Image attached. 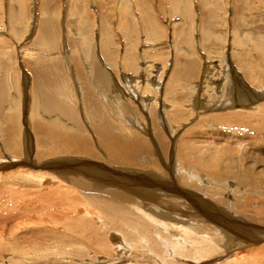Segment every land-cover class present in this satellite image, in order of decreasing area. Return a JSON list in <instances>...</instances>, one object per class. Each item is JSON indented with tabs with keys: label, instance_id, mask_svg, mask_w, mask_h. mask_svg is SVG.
Wrapping results in <instances>:
<instances>
[{
	"label": "rangeland",
	"instance_id": "rangeland-1",
	"mask_svg": "<svg viewBox=\"0 0 264 264\" xmlns=\"http://www.w3.org/2000/svg\"><path fill=\"white\" fill-rule=\"evenodd\" d=\"M87 1H89L90 3L87 2L86 4V0H83V6L87 9L90 8L88 10L89 12H92V15L85 16L81 15L80 12L78 14L79 19H85L84 25L81 26V23L77 21L73 23V18L71 16L65 18L63 14H60L58 17V21L55 20L57 22V31L59 29L60 35L57 38L58 41H56L55 44H51L45 49H41L43 53L39 54V52L33 50V48L36 49V46L34 45V39L37 38L35 34L38 28V22H36L35 18L38 16L37 14L35 16L37 9L34 7V5L37 6V2H35L36 4H31L32 0L26 1L28 2L27 4H29L30 8L28 9V15L21 22L20 19H17L18 9L17 6L14 5L15 3H13L11 0H0V7H2L0 9V67L5 62L9 66H12L11 76L9 80H7L8 85L12 89H9L5 92L3 91V93H6L4 94L5 98H7L8 93L9 95H11L8 98L11 97V99H8V102L4 101V103L7 104H5L3 110L0 112L1 128H16L15 131L17 132H15V135H18L19 133L18 136L21 140H23V143L26 142V145L28 142V138L25 139L26 137H31V140L34 139V136H32V132H30V122L34 120L42 122L48 128L51 127V123H58V125L56 126L58 130H55L56 132H72V134H76L77 136H81V134H83V136H87L89 139H91V134L89 135V132L91 133V130H89L90 128L86 129L85 125L84 127H80L82 128V130L85 129L80 133L79 130H76V126H72L68 121H64L61 118L55 117L57 115H49L46 118L44 114H41L40 112L36 113L35 110H32V108L34 109L35 107H38L41 103L39 98L36 97V94L31 93V85L29 84V82H24L25 77L30 78L27 75L30 72H28V68L25 64V61L30 62L28 60V55L30 54L33 58H35L34 55L36 56V54H38L36 57H40L41 60H45L48 56V58L45 60V63H47L46 61L50 60V58L52 57L51 54L49 55V53L53 52L55 57L60 56L61 53L62 57L60 56L59 58L66 60L70 65H77L81 67L84 76L86 75L85 71L87 70V68L91 67V64L93 62L95 63L97 60L100 61L98 62L100 64V67L105 70L104 72L107 71V74L110 73V75L113 76H111L112 86L110 87L113 89L111 90L109 88V91H112H110L111 93L107 92V88L105 93L103 91L100 92V83L98 79L96 80L95 77H88L87 75V81L88 84L90 83L89 85L92 86L94 92H96L98 97H100V95L101 97H103L104 101L106 102H104L106 105L105 107L109 106L107 107V109H111L109 110L110 112L107 110L110 116L111 114L115 115L113 113H116V115L119 113L118 116H122L121 112H119V107L115 104L121 102V104L126 105L130 111L132 109L136 112V114H139V118L137 117L136 119H134V126L131 127L134 130L136 128V130L134 131L133 129H129L131 132L130 139L132 138V135L135 134V140H137L138 143L144 142L149 145L150 151L148 152V155H145L143 158L145 161H147V163L151 164V162L155 161V163L159 164V167H161L162 169L165 168V165L160 162L159 157H157L156 152L154 151V147L159 148L161 144L157 142L156 135L162 133L163 144L166 143L168 145H176L174 153V155L176 154L175 156H177L178 148L180 146L177 145V141H187L189 144L191 143L192 145H194V147L197 148H203L205 146L207 148H210L211 150L214 149L212 150V152L218 151L217 153L220 154L226 153L227 156L225 159H233L232 161L235 162L236 167L238 166V163L242 164L239 169L242 170L243 168H249L255 173L259 174V176H264V124H261L262 120L259 119L258 121V119H255L254 121L257 120L258 122H252L255 128H257L256 132H249L248 130H243L241 132L236 131L229 125L221 126L220 123L212 121L215 120V118L224 116H228L230 117V119H232L234 115H237V113H242L245 116L247 112H250L241 110L240 108L236 107L235 103L233 102L234 99H229V97L227 96L228 93L226 91L225 93H223L225 95H222L221 90L223 87L224 78L228 77V74H231L230 72L236 71V73L240 76H244L245 71L242 68L237 67L238 65H235L238 60H246L245 64L248 65V60L251 61L252 65H255L258 62L256 61V59L259 52L257 48L254 47V44L256 43L255 40H259L257 42H259L261 47H264V0H235V3L237 5L239 4V7L242 8L239 11V15L237 17L238 27L235 26V28H237L234 31L235 35L232 32V27L230 25L232 23L231 18H234V16H232L230 10L228 11L229 6L227 4L229 0H186L184 1L185 3H182V1L180 4H177L176 8L179 11L176 14L171 10L172 7H170V0H148L150 4H153V8L151 7L152 12L155 11L157 7H159V9L157 10L159 15L155 11V18L159 22L161 28L163 27V30H167L168 32L167 36L163 39H158L154 36L151 37L150 35L154 34L153 31L147 33L146 31L141 29L142 25H140L137 21L138 19H140V17L143 16L147 8L145 0ZM230 1L231 3L234 2L233 0ZM53 3L54 1L51 0L50 4ZM72 3L73 2L71 1L68 3V1L66 0V7H70ZM63 7L65 8V5H63ZM213 7H216L215 13L217 15L215 13L213 14L214 17L216 15V19L214 20V23L212 22V30L209 31L208 29L200 28L198 20L200 13L203 14L204 9H212ZM124 10H126V13L128 14H132L131 19L127 17L125 18V26L128 29L131 28V30H134V32H136L133 37L128 40V43L125 40L127 38L124 39V37L120 34L122 33V30L117 28L119 20L116 24V18L114 17V15L116 14L119 17L123 15L125 13L123 12ZM183 11H188L187 13L193 16L192 20L190 19V28L192 31L190 32V37L192 39L193 50L192 56L189 57L188 54L187 56L189 57L188 59L193 58L194 60H196L199 63V67L196 70L194 78L190 83H177L176 87H174L177 88V94L174 95V98L176 100L178 99V101H183L182 108H184V110H181L182 112L180 111V113H178V116L174 115V113H176V108H169V106L171 105L170 101L164 103V99L162 101L160 96H158L157 98L154 96L155 94L153 95L150 91L143 89L142 93L147 94L140 95H142V97L144 96L145 99L150 100L152 104H149L150 108L148 107L152 112V116L149 117V115H147L148 113H145L143 110H139L140 107L135 108V106L133 105L130 106L128 104H125V102L129 103L134 99L130 95L127 97L122 96L123 100H126L124 102L121 97V99L118 97L120 96L119 90L114 86H116L115 84L119 82V80L125 81L124 78L131 77L132 80L130 81L132 82V89L135 87V89L137 88L139 90L138 86H136L135 84L138 80H140L138 82H141V89L143 86H148V90L153 91L154 89L153 83H151L152 81H156L159 83L161 81L159 87H161V89H164V87L166 88V84H169V78L172 77V70L174 68L173 64H175L176 60L178 59L177 56H182L183 54L185 55V53H187L186 48L183 46V44L180 45V48L176 50L177 47H174L175 37L174 35L169 34L172 33V29L177 28L179 30L183 27L186 28L188 26V22H184ZM63 12L64 11H62V13ZM38 13L40 16L41 12ZM94 15H97V17L99 16L98 18L96 17L98 20V23H96L97 25L95 24L97 20H95L94 22ZM47 16L50 18L51 14L49 13ZM102 17H104V22L107 24L106 27L111 33V45L109 47V52H111V54H114L116 57L115 59H113L114 61L111 60L112 63L105 62V57L99 55V53L101 52L100 49L102 50L100 46L102 41L104 40L102 37L103 34L100 31L102 29V27H100ZM9 26L11 27V29ZM80 26L82 29H84L83 31L81 30ZM86 26H89V34L87 32L85 33ZM57 31L54 33V38ZM145 35L147 38L145 37ZM85 36H88V38L85 39ZM135 36H137V38ZM234 37L235 40H237V38L239 40L238 42L236 41L237 44H235V42H232ZM2 39H4L5 42H3ZM146 41L149 42L147 43ZM1 42H3L4 44H1ZM131 46L137 50H135ZM23 49H25V51ZM98 49L100 52L98 51ZM125 49L129 51L134 49V51L130 53H134L135 58H137L135 59V66H133L135 70L126 68L123 59V65L121 64L122 61L120 59L123 58L122 53L124 54ZM9 55H11L12 57H9ZM232 56L235 57V59H233ZM153 57H156L155 63L159 68H154L153 63L152 66L141 69V74L143 71H145V75L147 77L143 82L141 78L139 79V77H141V74H139V70H136V67H138L141 62H147V65L148 63H152V60H150V62L148 60ZM23 58L26 60H24ZM124 58L127 59L126 54ZM60 59L58 63H61ZM182 59V57H179V64H184V59ZM188 59L186 58V60ZM161 65L166 66H163V69V67L160 68ZM231 65H233V68ZM66 67L69 68L68 66ZM224 67H227V70ZM259 69L263 70L264 66H259ZM160 73H162L163 75ZM225 73L228 74L225 75ZM201 74H204L205 76H201ZM159 75L162 77L161 80H159ZM94 78L95 82L98 81L96 82V84L95 82H93ZM207 78L209 80H207ZM76 82L77 81H75V83L72 82L71 85L67 83L68 87L70 86L69 91L72 98H67L65 94V96L60 101L65 105H70L74 108L79 121L84 119L89 120L88 118H86V107L83 102V99L85 98H79V95H82V93L84 94V92L80 90V85ZM97 84L99 87H97ZM122 84V89L125 91L124 83ZM103 86H106V84L104 83ZM251 86L253 85L251 84ZM182 87L184 88V90H182ZM260 88L261 87L255 89L256 93L264 95V93L262 92V88ZM210 89L212 92L216 90L213 92L214 94H216L215 92H217L216 95H218L220 92L221 93L220 95L215 97V95L211 91H207ZM139 92L140 91L137 90L133 91L135 95H138ZM210 94L214 96L212 97ZM206 96L209 98H207ZM169 98L170 100L174 99H172V97ZM155 100L156 102H154ZM208 100H210L211 103H209L210 101ZM196 103L202 105L200 109L201 111L195 108ZM143 105L147 106V104L145 103ZM217 105L219 106L218 108H223V110L210 111V109L216 108ZM144 106L142 107L147 110L148 108ZM30 110L32 111L30 112ZM255 113L257 114V112L247 113V116H255ZM11 115H15V118H10L8 120V117ZM43 116L45 118H43ZM142 122L145 124L146 129L142 128ZM169 122H171V124L173 125L171 128ZM88 123L89 122H87V124ZM127 124H129L130 126V121L126 123V127L123 129L129 128ZM52 126L55 127V125ZM168 126L170 128L169 130H167ZM167 131L170 133H174L172 138L168 137V134H166ZM112 132L116 136H118L116 134V130ZM124 132H127V130H124ZM26 134L29 136H27ZM15 135L7 136V139L9 141L17 139ZM242 135L244 136L245 142L242 141L241 145H239L237 141L243 140V138L240 139L239 137ZM258 139L259 142H263L260 143L259 147H257L256 145V141H258ZM247 144H250V146L248 147ZM26 145H24V148L19 146V151L15 152L14 161L12 155L7 151L5 152L7 155H9V157L7 156L8 158H6V155H4L3 159H0V167L6 166L8 162V164L13 163V166L9 169L0 168V264H253L257 261L259 262V259L261 261L259 263H264V234L258 237L260 240H256L258 243H252L250 241L239 242L242 240H238L237 237L231 235L233 240L231 239L226 243L220 242L221 244L216 246L218 252L221 251L220 253H218V255L206 258V260L196 258L197 260L199 259L198 262H196V259H185L180 256L176 257L169 255L167 250L161 245L162 250L166 251L167 255L165 256L166 258L157 261L155 260L156 256L154 257L155 252H151L152 248L149 246V242L143 243L142 240L137 239L135 241H129L128 243H125L123 239H121L123 238V236L120 229H113V227H111L109 224L107 226L104 219H101L102 214H98L97 211L94 210L90 211L92 206H88L83 202V200L85 198V195H92L94 193L83 191L71 183L53 178L56 176L54 174H50L49 171L44 169L42 164L37 165L35 163L36 165L32 164V166H30L28 161L30 163H33V161L36 162V159L33 156L34 153L30 157H33L35 160L28 157V159H30L31 161L28 160L26 163ZM2 146L3 145L0 143V148L3 150ZM2 150H0V154L3 155L4 152H2ZM189 152L188 153L192 155V150ZM231 153L234 155H232ZM176 159L178 158L174 157V160ZM23 161L25 162V164L23 163ZM46 161H48V159L44 158L41 162H45L44 164H46ZM177 162L179 163L178 160L175 161V163ZM100 165L103 167H107L104 161L101 162ZM137 171L140 172L141 170L139 169ZM42 173H45V175H51H46L47 177L51 178L50 182L47 181V179H42L47 178L44 177ZM39 177L41 178L39 179ZM42 180L44 181L42 182ZM229 182H231L230 184H234L232 183V181H227V183L223 182L220 184L221 187H223L221 191L217 189L219 188V184H216L215 182L211 183V181H209L206 177L202 179L201 182H194V185L196 184L197 186H195L198 187V189L199 187H201L208 190H205L209 195V198L206 199L207 201L215 202L219 199V194H221L222 198L226 202V198H228V196H231L227 191V189L230 187L227 186ZM178 185L179 184H177L176 186L175 184V186L180 189ZM202 185L205 187H203ZM196 193H199V191H196ZM231 197L235 199H243L242 201L245 203L251 202L254 206H258L255 208L251 206L248 210H243V213L241 215L239 214L238 216L234 217L233 219L235 220L236 224H238L239 226H243L242 224L246 223L248 228L252 227L253 225L255 228L264 230V226L253 222V220H261V218H263L261 215H257L256 212L264 203V197L253 195L250 192H241L238 193V196ZM71 199L81 200V203L74 206L71 203H68ZM251 203H249V205ZM48 204L50 208H48ZM225 208L227 207L223 206L222 210L231 212L228 208L227 210H225ZM186 210L188 211L187 214L180 215L178 217L179 220H190V218L186 217V215H188V213L192 211L188 209ZM186 210H183V212H186ZM151 215L155 218H158L159 220L161 219L160 215L158 214L153 213ZM99 218L104 222H101ZM80 221L87 222V227L80 229L79 224H77ZM161 221L163 220L161 219ZM167 223H170V225H177L181 227V224H175L172 222ZM70 227H72L75 231H71ZM182 227L189 228L185 225H182ZM157 230L163 233V237L166 239V241H164L163 239L160 241V243L163 245L166 242L178 243L179 241L177 240H180L179 237L174 234L175 232H171L168 229ZM80 231H82V233ZM128 233L130 235L132 234L129 231ZM219 246L220 250L218 249ZM180 248L181 247L178 245L177 249L180 250ZM186 251L190 252V248L186 247ZM180 252L183 253V251ZM258 256L261 257L259 258ZM262 258L263 262L261 260ZM248 259H250L251 262L248 261Z\"/></svg>",
	"mask_w": 264,
	"mask_h": 264
},
{
	"label": "bare ground",
	"instance_id": "bare-ground-1",
	"mask_svg": "<svg viewBox=\"0 0 264 264\" xmlns=\"http://www.w3.org/2000/svg\"><path fill=\"white\" fill-rule=\"evenodd\" d=\"M11 1L15 3L14 5L17 6V9H18L17 19H20V21L22 22V20H24L26 16L28 15V9L30 8L29 4H27L28 2L26 1H30V0H11ZM50 1L51 0H32V3H31V4H36L35 2H37V6L34 5V7L37 9L35 16L36 14L39 16L38 12H41V15L39 17L37 16L38 18L34 16L36 18V22H38V28L35 34L37 38L34 39V45L36 46L35 47L36 49L33 48V50L39 52V54L43 53L41 49H45L51 44H55L56 41H58L57 38L60 35H59V29L57 31V22L55 20L58 21V17L60 14H63L65 18L71 16L73 18L72 19L73 23L77 21L81 23V26L84 25L85 19L84 18L79 19L78 17L79 12L81 15H85V16L92 15V12H89L88 10L90 8L88 9L84 8L83 0H67L68 3L70 1L73 2L68 8L66 7V0H52L54 1L53 4H50ZM145 1L147 4L145 13L143 14L142 17H140V19L137 20L138 23L142 25L141 29H143L147 33H150L153 31L154 34H151L150 35L151 37L154 36V37H157L158 39L165 38L168 32L167 30L166 31L163 30V27L161 28L159 22L155 18L156 16L155 11L158 14L157 10L159 9V7L157 8L155 7L156 8L155 11L152 12L151 7L153 8V4H150L148 0H145ZM184 1L186 0H170V7H172L171 10L175 14L178 13L179 10H177L176 8L177 4H180L181 2L185 3ZM233 1H232L233 3H231V1L229 0L227 4L229 6V9L228 8L227 9L228 11L230 10V13H232V16H234V18L233 17L231 18L232 23L230 25L232 27V32L235 35L234 31L235 29H237L235 28V26L238 27L237 17L239 15V11L242 8L239 7V4L237 5L235 3V0ZM87 2L89 1L86 0V4ZM63 5H65V8L63 7ZM1 8L2 7H0V9ZM62 11L64 12L62 13ZM123 12L125 13L121 15L120 17L117 14L114 15V17L116 18L115 19L116 24H117V21L119 20L117 24V28L122 30V33L120 34L124 37V39L127 38L125 40L128 43V40L132 38L136 32H134V30H131V28L128 29L125 26L126 23H124L126 20L125 19L126 17L129 19L132 18V14L126 13V10H124ZM187 12L188 11L186 12L183 11V14H184L183 19H184V22H188V24L186 23L188 26L186 28L180 27L181 29L179 30L177 28L172 29L171 30L172 33H169L170 35H174L175 37L174 47L175 48L177 47L176 50L180 48L179 47L180 45L183 44V46L186 48L187 53H185V55L183 54L182 56L181 55L177 56L178 59L179 57H182L184 59L183 61L184 64H179L178 59L176 60L175 64H173L174 68L172 70V75H171L172 77L169 78L168 80L169 84H166L168 87L166 86V88L164 87V89H161V87H159L161 81L160 83L156 81H152L151 83H153V89H154L153 91L148 90V86H143L141 89V85H140L141 82H138L140 81L138 80L136 81L135 84L136 86H138L139 90L137 88L135 89V87L132 89V85H131L132 82L130 81L132 80L131 77L124 78L125 81L119 80V82L115 84L116 86L113 85L116 89L119 90V94H120V96H118L119 98L121 97L123 100V97L125 96L127 97L130 95L134 99L132 101L130 100L131 102L129 103L125 102L126 100L125 101L123 100L125 104H128L130 106L133 105L135 106V108L140 107L139 110H143L145 113H148L147 115H149V117L152 116V112L151 110H149L150 108L149 104H151V102L150 100L145 99L144 96L142 97V95L147 94V93H142L143 89L150 91L153 95L155 94L154 96L157 98L158 96H160L162 101L164 99L163 101L164 103H167L170 101L171 105L169 106V108L170 109L176 108L175 109L176 113H174L175 116L176 115L178 116V113H180L182 109L184 110V108H182L183 101L181 102V101H178V99L176 100L174 98V95L177 94V88H174V87H176L177 83H190L192 79L194 78V74L196 70L199 67V63L196 60H194L193 58L188 59L190 56H192V50H193L192 39L190 37L191 35L190 32H192L190 28L191 26L190 19L192 20L193 16H191V14ZM215 12H216V7H213L212 9H204L203 14L200 13L199 15V19H198L199 25H200L199 27L202 29H208L209 31L212 30L213 28L212 22L214 23V20L216 19V15H217ZM49 13L51 14L50 18L47 16ZM214 13L216 14L215 17L213 15ZM96 17L97 15H94V22L95 20H97L99 16L97 18ZM96 23H98V20L95 22V24ZM106 25L107 24L104 22V17H102V21L100 24V27H102V29L101 30L99 29V30L102 32L103 34L102 37L104 40L102 41V43L100 42L101 43L100 47L102 48V50L100 49L101 52L98 49V51L101 54L99 52L98 53L100 56L105 57V59L103 58L105 62L112 63L111 60L115 59L116 57L114 54H111V52H109V47L111 45L110 43L111 33L109 29L106 27ZM88 27L89 26L85 27V33L87 32L89 34L90 29ZM81 30L83 31L84 29L81 28ZM56 31L57 33L55 34V38H56L55 39L54 33ZM135 37L137 38V36ZM87 38L88 36H85V39ZM2 41L5 42L4 39H2ZM236 41L238 42L239 40L238 38L237 40H235V37H234L232 42H235V44H237ZM255 41L256 43L254 44V47H256L259 52L257 59H256V61L258 62L255 65H252L251 61L248 60L247 61L249 62V65H248V64H245L246 60L243 61L242 58H241L242 60H238L237 63H235V65H238L237 67L242 68L245 71L244 76L243 75L240 76L239 74L236 73V71L230 72L231 74H228L229 72L225 73V75L228 74V77L224 78V83H223L221 92H222V95H225L223 93H225L226 91L228 93L227 96L229 97V99L231 100L234 99L233 102L235 103L236 107L240 108L241 110L250 111L247 113L257 112V114L256 113L255 114L258 117L256 115L247 116V113L244 112L246 113L245 116L242 113H237V115L236 116L234 115L232 119H230V117L228 116H224V117H219V118H215V120H212L216 123H220L221 126L229 125L231 126V128L235 129L236 131H240V132L243 130H248L249 132L251 131L256 132L257 128H255V126L252 124V122L255 119H258V121L259 119L262 120L261 124H264V95H260V93L257 94L255 90L261 87L262 92L264 93V69L263 70L259 69V66L261 65L264 66V61H263L264 47H261L259 42H257L259 40H255ZM3 42H1V44H4ZM146 42L148 43L149 41H146ZM134 49L130 51L125 49L124 54L122 53L123 58L120 59L121 61L123 59L126 68L130 70H135L133 66H135L134 65L135 59L137 58H135L134 53L133 54L130 53L134 51ZM23 50L25 51V49ZM50 54L53 58L51 57L50 60L46 61L48 64L45 63V60L48 58V56L45 60H41L40 57H36L38 54H36V56L34 55L35 58H33L32 55L30 54L28 55L29 56L28 60L32 63L25 61L26 62L25 64L28 68V72H30L27 75L30 78L25 77L24 82H29V84L31 85V93L36 94V97L39 98L40 103H41L38 107H35L34 109L32 108V110L33 111L35 110L36 113L40 112L41 114H44L46 118L49 115H52V116L57 115L55 117L61 118L64 121H68L72 126H76L75 127L76 130H79L80 133L85 130L84 128H83L84 130H82V128L80 127H84L85 125L86 129L90 128L89 130H91V133L89 132V135L91 134L90 136L91 139H89L87 136L86 137L83 136V134H81V136L80 135L77 136L76 134H72V132L71 133L69 132L66 133L63 131L56 132L55 130H58L56 127L58 123H55V124L51 123L52 125H55V127H53L50 124L51 127L48 128L42 122L38 120H34L30 122L31 124L30 132H32V136H34V139L31 140V137H26L25 139L28 138V142L26 145V142L23 143V140H21L20 137L18 136L19 133L18 135H15V132H17L15 131L16 128L7 127L3 129L0 127V139H1L0 143L3 145L2 146L3 150L1 148L0 150L4 152L3 155L0 154V159H3L4 155H6V158L9 157V155H7L5 152L7 151L8 153L12 155L13 161H14L15 152L19 151L18 150L19 146L24 148V145H26L25 146L26 163L28 160L33 158L30 156H32V154L34 153L33 156L36 160L34 158L33 160H35L36 162L33 161V163H30L28 161L30 166H32V164L34 165L35 163L37 165L42 164L44 169L49 171L50 174H54L57 177V178L56 177H53V178L60 180V181L67 182V183H71L83 191L94 193L92 195H85L84 196L85 198L83 200V202L86 203L88 206L89 205L92 206L90 211L94 210V211H97L98 214H102L101 219L102 220L104 219V221L106 222L105 224L107 226L109 224L111 227H113V229L114 228L120 229L122 231V236H123V238L121 239H123L125 243L126 242L128 243L129 241H135L137 239L142 240L143 243L149 242L148 244L152 248L151 252L153 253L155 252L156 255L154 254V257L156 256L155 260L157 261H159L160 259L166 258L165 256L167 255V252L169 255L176 256V257L180 256L185 259L186 258L188 259L199 258V259L206 260V258L214 257L218 255V253H220L221 251L218 252V250L216 249V246L221 244L220 242L226 243L230 241L232 239L231 235L237 237L238 240H242L239 242L250 241L252 243H258L257 241H260L258 237L264 234V230L255 228L253 225L252 227L248 228L246 223L242 224L243 226H239L238 224H236L235 220L233 219L239 214L241 215L243 213V210L246 211L251 206H253L254 208L258 206H254L251 202L249 203H251L252 205L251 204L249 205V203L243 202L242 201L243 199L242 200L235 199L231 196H234V197L238 196V193H241V192L243 193L250 192L253 195L264 197V176H259V174L255 173L253 170L249 168H243L242 170L239 169V167H241L242 164L238 163V166L236 167L235 162L232 161L233 159L232 160L230 158H228L227 160L225 159L227 156L226 153L220 154V153H217L218 151L212 152V150L214 149L211 150L210 148H207L204 145H203L204 146L203 148H206V149H203L200 147L197 148V147H194V145H192L191 143L189 144L187 141H182V140L177 141V145H180V146L178 148V154L177 156H175L176 154L174 155V153H175L176 145L175 144L168 145L166 143L163 144L162 133H159L158 135H156L157 142L161 144L159 148L154 147L155 149L154 151L156 152L157 157H159L160 162L165 165V168L162 169L161 167H159V164L155 163V161L151 162V164L147 163V161H145L143 158L145 155L147 156L148 152L150 151L149 145L144 142L138 143L137 140H135V137H136L135 134L132 135V138L130 139L131 132L129 129H133L131 127L134 126V119H136L139 114H136V112L133 111L131 108H130L131 109L130 111L129 108L126 105L121 104L122 102L119 100L121 103H115V104L116 106L119 107V112H121L122 116H118L119 113L117 115L116 113H113L115 115L111 114L110 116L108 114V111L111 109H107V107L109 106L105 107L106 102L104 101L103 97H101V95H100L101 98L98 97L96 92H94V89L92 88V86L89 85L90 83L88 84L87 75L88 77L90 76L95 77L96 80L98 79L100 83V89H101L100 92L103 91L105 93L106 88H107L108 89L107 92L109 93L113 89V88H110L112 86L111 79L113 76L110 75V73L107 74L108 73L107 71L104 72L105 70L102 69V67H100V64H99L100 61L97 60L95 63L92 61L93 63L91 64V67L87 68V70L85 71L86 75L84 76L81 67L77 65L75 66L70 65L66 60L60 59L59 57L60 56L62 57L61 53H60V56L58 57H55L53 52L49 53V55ZM125 54L127 55V59L124 58ZM187 54L189 55V57L187 56ZM10 56L11 55H9V57ZM155 58L156 57H153L150 59L148 58L149 62L150 60L153 61L150 64L148 63V65H147V62H141L140 65L136 67V70H139L140 72L139 74H141V69L146 68L148 66L150 67L152 66L153 63H154L153 65L154 68H159L155 63ZM186 58L188 60H186ZM59 59L61 63H64L65 65L67 64L66 66H68L69 68H67L64 64L58 63ZM233 59H235V57H233ZM123 61L121 62L122 65H123ZM163 66H166V65H163ZM163 66L161 65L160 68H162ZM231 66L233 68V65ZM213 67H216V66H213ZM0 69H1L0 71V101H1L3 99V91L5 92V91H8L9 89H12L8 85V82H7V80H9L11 73H12V66H9L5 62L3 65H1ZM202 75L204 74H201V76ZM159 77H160L159 80H161L162 77L160 75ZM95 78L93 82H95ZM140 78L141 80H143V82L145 81V78H147L145 75V71L142 72L141 77H139V79ZM207 80L209 79L207 78ZM75 81H77L76 83L80 85V90L84 92V94L82 93V95H79V98L81 97L85 98L83 99L84 100L83 102L86 107L85 108L86 115H87L86 118H88L89 120L84 119V120L79 121L77 118V113L75 112L74 108L71 107L70 105L69 106L65 105L64 103L60 101L65 96V94L67 98H72L70 91H69L70 86L68 87L67 83L71 85L72 82L75 83ZM203 81H204V77H203ZM104 83L106 84V86H103ZM122 83H124L125 91L122 89L123 88L121 86L123 85ZM251 84L253 86H251ZM82 85L85 87H83ZM97 87H99L98 84H97ZM109 88L111 89L110 91H109ZM135 90L140 91L138 95H135L133 93V91ZM182 90H184L183 87H182ZM120 91H123V92H120ZM207 91L210 92L211 89ZM215 93L217 94V92ZM220 93L218 95H220ZM216 94H214L215 97L218 96ZM214 95H211V96L213 97ZM169 97H172V99L173 98L174 99L170 100ZM220 100H217V101H220ZM154 102H156V100ZM144 103L147 104V106L145 105L146 108L149 107L147 110L142 107L144 106L143 105ZM209 103H211V101ZM201 107L202 105H199V103H196V106H195L196 109H199V111H201L200 110ZM218 107L219 106L217 105L216 108L210 109V111L223 110V108H218ZM2 110L3 109L0 106V112ZM32 110H30V112ZM44 116L43 118H45ZM10 118H15V115L9 116L8 120ZM128 121H130V126L129 124H127L129 128L123 129L126 127V123ZM87 122H89L88 123L89 125L87 124ZM169 124L171 128L173 125L171 124V122H169ZM142 125H143L142 128L146 129L145 124L143 123ZM167 128H168L167 130L170 129L169 126ZM115 130H116V134L119 137L116 136L112 132ZM124 130H127V132H124ZM166 134H168L169 138H172L174 135V133H170L168 131ZM10 135H15L18 141L17 139H13L12 141H9L7 139V136H10ZM239 137L240 139L243 138V140L237 141V143L241 145V142L242 141L245 142V140H244L243 135ZM256 142H257L256 143L257 147H259L262 141L259 142V139H258V141ZM247 146L249 147L250 144H247ZM191 150H192L191 152L192 155L189 154L190 153L189 151ZM208 151H211V152H208ZM28 157L30 159H28ZM174 157L178 158L176 160H178L179 163L178 162L175 163L176 160H174ZM44 158L48 159V161H46V164H44L45 162H41L42 159ZM103 161L105 162V165L107 167H103L100 165V163ZM23 163L25 164L24 161ZM7 164L6 166L4 167L1 166L0 168L9 169L10 167L13 166L12 165L13 163H10L8 165ZM139 169L141 170L140 172L137 171ZM45 173L44 174L42 173L44 177L51 176L49 174H46L47 175L46 176ZM205 177L209 181H211V183L215 182L216 184H219L218 185L219 188L217 189H219L220 191L223 189V187H221L220 185L221 183L223 182L227 183V181H232V183H234V184H230L231 182H229L227 185V186H230L227 189V191L231 196H228V198H226V202L222 198L221 194H219V199L215 202L206 200L207 198H209L208 197L209 195L206 192L208 190L201 188V187H199L198 189V187H196L197 185L196 184H195L196 186L194 185V182H201V180L204 179ZM40 178L41 177H39V179ZM42 179H47V181L50 182L51 178L47 177V178H42ZM43 181L44 180H42V182ZM175 184L176 186L177 184H179L178 187H180V189L177 188ZM196 191H199V193H196ZM186 201L188 204L186 203ZM68 203H71L72 205L76 206L79 203H81V200L71 199ZM262 205L264 206V203ZM262 205L260 206L261 208L259 210L256 208L258 210L256 214L261 215L263 218H261V220H257V219L253 220V222L264 226V207ZM218 206H220L221 208ZM223 206L227 207L231 212L222 210ZM48 208H50L49 204H48ZM227 208H225V210H227ZM186 209L192 211L188 213V215H186V217H189L190 220L189 221H186L184 219L179 220L178 217L180 215L187 214L188 211ZM183 210H186V212L185 211L183 212ZM153 213L160 215L163 221H161V219L159 220L158 218L153 217L151 215ZM104 221H101V222H104ZM167 222L181 224V227L177 225H170V223H167ZM86 223L87 222L80 221L77 224H79L80 229H83L87 227ZM153 225L155 228L153 227ZM182 225H185L186 227H189V228H183ZM157 229H164V230L168 229L171 232H175L174 234L177 235L180 239V240H177L179 242L178 243H167L166 242L164 245L161 244L160 241L162 239L166 241V239L163 237V233L159 232ZM70 230L73 232L75 231L72 227H70ZM128 231L132 234L130 235ZM80 232L82 233V231ZM161 245L167 250V252L162 250ZM178 245L181 247L180 250L177 249ZM186 247L190 248V252L186 251ZM219 248L220 246L218 247V249ZM180 251H183V253H181ZM258 257L260 258L261 256H258ZM263 258L261 259L262 262H263ZM198 260L196 262H198ZM248 261H250V259H248ZM252 262H255V261H252ZM259 262H261L260 259H259ZM259 262L257 261L253 264H264V263H259Z\"/></svg>",
	"mask_w": 264,
	"mask_h": 264
},
{
	"label": "crops",
	"instance_id": "crops-1",
	"mask_svg": "<svg viewBox=\"0 0 264 264\" xmlns=\"http://www.w3.org/2000/svg\"><path fill=\"white\" fill-rule=\"evenodd\" d=\"M5 93H3V99L0 101V106L2 107V109L4 108L3 106H5V104H7V103H4L3 101H7L8 99H11V97L10 98H8L9 96H11V95H9L8 93H7V99L5 98V95H4ZM9 101V100H8ZM7 101V102H8ZM3 104V105H2Z\"/></svg>",
	"mask_w": 264,
	"mask_h": 264
}]
</instances>
